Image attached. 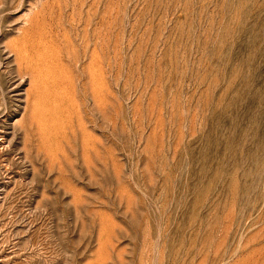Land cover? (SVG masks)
Listing matches in <instances>:
<instances>
[{
	"label": "rangeland",
	"instance_id": "1",
	"mask_svg": "<svg viewBox=\"0 0 264 264\" xmlns=\"http://www.w3.org/2000/svg\"><path fill=\"white\" fill-rule=\"evenodd\" d=\"M0 264H264V0H0Z\"/></svg>",
	"mask_w": 264,
	"mask_h": 264
}]
</instances>
